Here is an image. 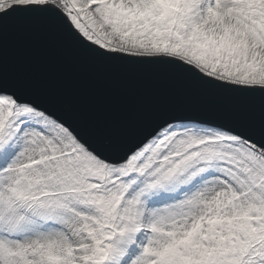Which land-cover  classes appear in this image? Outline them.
Listing matches in <instances>:
<instances>
[{"label": "snow or ice", "instance_id": "1", "mask_svg": "<svg viewBox=\"0 0 264 264\" xmlns=\"http://www.w3.org/2000/svg\"><path fill=\"white\" fill-rule=\"evenodd\" d=\"M0 264H264V0H0Z\"/></svg>", "mask_w": 264, "mask_h": 264}]
</instances>
